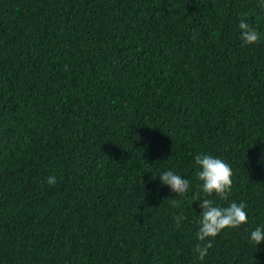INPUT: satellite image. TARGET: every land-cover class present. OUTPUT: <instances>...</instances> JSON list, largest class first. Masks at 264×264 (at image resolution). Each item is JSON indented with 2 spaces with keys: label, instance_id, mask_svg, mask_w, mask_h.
Listing matches in <instances>:
<instances>
[{
  "label": "trees",
  "instance_id": "obj_1",
  "mask_svg": "<svg viewBox=\"0 0 264 264\" xmlns=\"http://www.w3.org/2000/svg\"><path fill=\"white\" fill-rule=\"evenodd\" d=\"M258 4L0 0V264H264ZM199 154L233 170L228 200L207 198L248 213L203 260ZM166 170L189 180L184 196Z\"/></svg>",
  "mask_w": 264,
  "mask_h": 264
},
{
  "label": "clouds",
  "instance_id": "obj_2",
  "mask_svg": "<svg viewBox=\"0 0 264 264\" xmlns=\"http://www.w3.org/2000/svg\"><path fill=\"white\" fill-rule=\"evenodd\" d=\"M259 7L264 8V0H259ZM240 39L243 45L258 44L261 40V34L249 23L241 20L238 25ZM195 163L200 170L197 172V178L202 182L201 190L204 198H201L200 191H197L193 199L200 202L201 219L196 238L199 243L195 246L198 258L203 260L208 255V250L212 247L211 239L217 237L225 229L239 228L248 222V213L246 204L243 202H231L228 206H217L212 199L213 194L227 201L229 193L233 186V170L231 166L223 159L211 155L199 154L195 156ZM162 185L168 186L171 191L179 196H184L190 188L188 179L182 178L172 170H166L159 176ZM155 179V178H154ZM49 186L57 183L55 175L46 178ZM175 203V201H174ZM175 226L179 227L183 216H174ZM251 240L260 244L264 241V225L255 228L251 232Z\"/></svg>",
  "mask_w": 264,
  "mask_h": 264
}]
</instances>
